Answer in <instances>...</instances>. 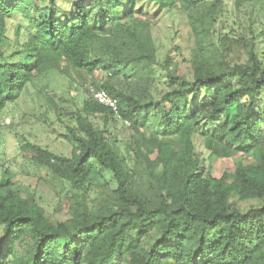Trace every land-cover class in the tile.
Instances as JSON below:
<instances>
[{
  "label": "trees",
  "instance_id": "16d2710c",
  "mask_svg": "<svg viewBox=\"0 0 264 264\" xmlns=\"http://www.w3.org/2000/svg\"><path fill=\"white\" fill-rule=\"evenodd\" d=\"M233 2L251 7L243 26L228 24L225 0H0V115L54 73L83 92L78 107V95L39 89L69 156L19 150L61 188L67 218L50 223L3 170L0 264H264V0ZM172 8L183 36L160 59L152 19ZM14 15L26 21L22 43L20 26L8 37ZM196 137L233 170L214 175ZM95 173L114 188L93 185Z\"/></svg>",
  "mask_w": 264,
  "mask_h": 264
},
{
  "label": "rangeland",
  "instance_id": "374dc122",
  "mask_svg": "<svg viewBox=\"0 0 264 264\" xmlns=\"http://www.w3.org/2000/svg\"><path fill=\"white\" fill-rule=\"evenodd\" d=\"M226 11L228 12V24L231 26L234 21H237L239 26L246 24V15L244 13L251 12L249 5L244 6L240 11L234 9L233 0H225ZM65 10L67 6L63 7ZM171 9L169 12H161L157 17L152 19L151 34L159 49V58L161 59L171 48L173 44H181L183 23L181 17ZM257 12V8L253 7ZM260 12V11H259ZM152 13V11H150ZM239 20V21H238ZM20 26L21 36L19 42L24 41V34L26 29V21L21 15L12 16L8 22V37L14 39V28ZM257 35L263 29L262 23L257 22ZM234 28H238L236 25ZM239 31V30H238ZM226 32V31H225ZM184 33V32H183ZM258 46L264 52V34L258 40ZM44 85L47 86L48 92L55 93L65 92L72 96L78 95L75 101L77 106L83 97V92L75 89V86H70L68 81L57 74H51L47 79L38 80L35 86L29 87L21 99L14 105L8 106L6 110L0 115V178L3 170H7L14 181L18 182L22 188L28 192L36 195L39 205L45 211V218L52 224L58 221H63L67 218V207L62 204L63 192L57 183L52 181L46 175L44 170H36L29 162V154L22 153L19 150L23 141L47 148L52 153L69 156L70 147L64 143L60 134H63L64 126L54 124V117L51 115H44L46 110L44 97L40 94L39 89ZM255 107L261 112L264 118V94L256 97ZM246 101V100H245ZM8 125V126H7ZM114 135L121 144L126 142L128 137L127 129L121 125L116 124L111 128ZM195 150L199 159L206 167H210L214 175L218 176L223 171L233 170L234 160L220 161L211 156L202 146V141L199 137L194 140ZM245 162L247 158H243ZM90 182L101 187L108 183L109 188H114L109 174L102 175L94 174ZM99 191H102L99 189ZM249 203L241 204L239 207L246 210Z\"/></svg>",
  "mask_w": 264,
  "mask_h": 264
},
{
  "label": "built area",
  "instance_id": "2783aa9c",
  "mask_svg": "<svg viewBox=\"0 0 264 264\" xmlns=\"http://www.w3.org/2000/svg\"><path fill=\"white\" fill-rule=\"evenodd\" d=\"M91 97L92 99L99 105L103 106L104 108L109 109L114 118L117 120H121L118 107H117V102L112 99L107 93L104 91H95L94 89L91 88Z\"/></svg>",
  "mask_w": 264,
  "mask_h": 264
}]
</instances>
